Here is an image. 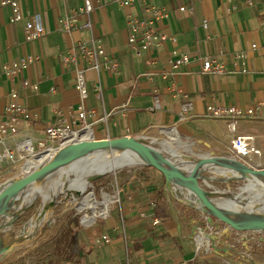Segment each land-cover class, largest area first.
Returning <instances> with one entry per match:
<instances>
[{
    "label": "crops",
    "instance_id": "1",
    "mask_svg": "<svg viewBox=\"0 0 264 264\" xmlns=\"http://www.w3.org/2000/svg\"><path fill=\"white\" fill-rule=\"evenodd\" d=\"M19 5L24 14L41 16L45 35L35 42H26L25 21L10 23V8H0V122L5 119L4 109L12 90L32 114V121L21 125L17 140L30 138L35 144L44 138L45 129L58 115L69 123L76 122L80 100L75 76L86 64H65L64 58L78 45L93 39L119 65L117 74L104 68L98 73H85L88 98L83 105L94 115L88 120L93 140L136 137L156 130L164 133V129L174 128L178 138L185 140L172 143L179 149L184 144L227 150L234 136L240 135L253 138V146L260 151L259 156L250 159L252 170L264 171V110L256 120L236 122L234 132L226 120L206 115L208 105L249 108L264 103V55L260 49L264 46V0H251V5L247 0H130L127 6L115 0L94 1L92 28L87 31L79 28L84 22L76 14L80 0H19ZM152 8L166 16L156 19ZM69 15L75 17L73 28L64 32L59 20ZM132 18L152 20L158 33L169 39L135 56L128 44L127 22ZM253 44L259 48L251 50ZM174 50L189 58L187 64L177 69L170 63ZM238 51L248 54L245 74L233 60ZM27 56L36 57L37 61L18 78L8 80L2 67ZM205 58L223 63L225 72L203 73ZM21 80L28 81L30 87L23 88ZM97 83L101 94L95 91ZM186 103L190 108L181 120V108ZM12 142L13 139H5V147H11ZM173 150L185 161L183 155ZM17 162L2 164L0 186L23 174L22 170L16 174ZM154 172L157 173L147 167L137 170L123 189L128 192L123 195L119 216L109 218L112 222L107 219L109 226L120 219L130 228L145 227L143 233L130 236L127 242L132 254L128 249L125 257L124 252V262L119 264H172L191 260L195 255L197 264H245L231 257L220 260L215 253L199 258L202 250L197 251L194 221H179L176 216L181 209L193 214L197 210L170 202L159 208L153 205L158 198L151 176ZM140 174L149 178L133 186L132 180ZM140 213H146L143 219L139 218ZM155 218L159 220L157 225L152 223ZM23 225L24 222L17 223L14 228ZM88 257L89 252L80 258L79 264H87Z\"/></svg>",
    "mask_w": 264,
    "mask_h": 264
},
{
    "label": "rangeland",
    "instance_id": "2",
    "mask_svg": "<svg viewBox=\"0 0 264 264\" xmlns=\"http://www.w3.org/2000/svg\"><path fill=\"white\" fill-rule=\"evenodd\" d=\"M250 120H256V118H248L244 121ZM140 136H142L140 140L141 142L161 151L164 158H171L172 162L182 167V164L176 158H173L170 153L161 146V143H167L169 141L167 135L156 130L149 131ZM179 139L183 142L185 141L182 138ZM171 148L172 150L176 149L179 154L183 155L184 160L189 167V171H192L194 162L202 160L201 156L203 155H209L214 158L223 157L234 159L246 166V168L252 169L250 166L251 161L239 158L232 152L231 148L220 150L200 148L197 145L187 146L184 144H181V149L175 145ZM124 150L125 149H121L113 153H107L105 159L118 158ZM24 163L25 161L17 162V175L21 172ZM145 167L147 166H124L111 173L95 178L90 182V185L82 194L83 197L92 193L97 201H102L103 195H107L111 198L108 213L105 216H98L93 224H84L82 221L84 218V212L77 210L76 202L73 201L71 194L74 193L75 196H77V200H79L78 197L81 195L74 187L75 185L72 180L74 178L70 176L63 186L60 185L59 188L61 191L54 198V202L47 206L49 207V213L47 214L46 221L39 225L33 233L27 236V238L22 239L20 243L16 244L11 251L0 256V264H79L77 261L80 260L81 257H84L88 252L91 254V257H88V260H86L87 264H119L121 261L124 262V252L125 257H127L128 249L132 254L131 245H129L127 241L132 234L143 233L145 227L138 225L136 228H130L127 223H122L120 219L112 226H109L108 224L110 223L107 219L119 216L118 211L120 205L124 204V200L122 199L124 197L123 195L128 192L126 190L124 193L123 189L127 188V182L130 177L137 170ZM222 172L225 171L211 168L206 172H202L200 175L202 178H197V182L205 191L216 189L228 193L229 191L238 192V188L245 187L246 181L244 179L232 176H229L228 178L223 175ZM151 176L153 180L152 182H155L156 189L159 188L161 184L159 174L154 172ZM60 180L63 182L64 177ZM205 181L208 182L212 188H208L204 183ZM165 186L162 195L152 204L157 205L158 208L161 205H167V202L181 204L171 193L165 190ZM50 187L51 186L48 188ZM254 194L255 192L252 190L243 193L244 196H253ZM42 200L43 198L38 195L34 208H31L29 212L22 216L21 222H24V225L29 216L31 217L33 212L37 211ZM262 200L263 198H260V201ZM144 214L146 215V213ZM162 215L167 217L169 214L162 213ZM138 216L140 219L144 218L140 215ZM176 216L179 221H194L196 227L194 230L195 240L200 233H210V229L212 230V237L209 241L208 247L201 251V256L199 258L204 255L215 253L220 260L231 257L232 259L240 260L245 264H264V229L240 231L229 228L225 233H222V229H224L226 225L214 216H209L210 221L208 226L210 229L207 227L205 219L207 216L199 211H197V214H193L181 209V212L177 213ZM109 221L112 222L111 219H109ZM63 228H70V238L74 242V245H71L65 250L66 256L71 260L70 263L62 261V257H59L55 252L54 242ZM20 229H15L13 227V229L7 234V239L12 238V236ZM10 233L12 234L8 237ZM102 236H106L109 242H102L100 239ZM112 256H116L117 258L112 259Z\"/></svg>",
    "mask_w": 264,
    "mask_h": 264
},
{
    "label": "built area",
    "instance_id": "3",
    "mask_svg": "<svg viewBox=\"0 0 264 264\" xmlns=\"http://www.w3.org/2000/svg\"><path fill=\"white\" fill-rule=\"evenodd\" d=\"M94 1L102 2L104 0H80L81 5L76 14L84 18V22L80 25L82 31L91 30V14L94 9ZM120 5L127 6L130 0H115ZM251 5V0H247ZM9 7L11 10L10 23L25 21L24 23V38L26 42H35L45 35V28L42 18L38 13H26L21 11L19 0H0V8ZM156 19L165 17L166 15L157 9H151ZM184 9L181 8V11ZM75 21L74 15L59 20V24L64 32H70L73 28ZM130 34L128 37V44L133 49L135 56L139 57L142 51H149L157 48L162 43L166 42L169 38L158 33L154 27L152 20H136L130 19L128 22ZM259 46L253 44L251 50L258 49ZM264 55V46L260 48ZM233 60L239 67L241 73H247V60L248 54L246 51H238L234 53ZM37 61L36 57L27 56L20 58L11 64H6L2 67V73L8 80L18 78L23 70H26L30 65ZM85 63V69L76 71V85L75 88L79 95L80 103L76 108V122L69 123L61 115L57 116L56 121L50 124L45 129V136L43 139L38 140L35 144L30 138H23L17 140L16 137L20 133L22 124L30 123L32 121V114L30 110L24 107L18 101V94L15 90L9 93L10 101L4 109L5 119L0 122V168L4 162H19L27 161L35 158L37 155L46 153L48 150L57 151L63 144H72L74 136L79 133L90 131L91 125L88 120L93 118L94 115L91 111H87L83 102L88 98V90L86 87L85 73L91 70L98 73L101 69L118 73V62L109 57L104 48L91 39L88 43H82L72 50V52L64 58V63ZM151 62V61H150ZM147 61L148 64H150ZM189 62L188 56L172 51L171 67L173 69L179 68L183 64ZM225 65L215 59L205 58L202 60V71L206 74H223L225 72ZM23 88H29L30 84L26 80L20 82ZM95 91L101 94L100 84L97 83ZM190 108V104L186 103L181 108V120H184V113ZM264 110V103L259 102L256 106L249 108H239L236 106H217L208 105L206 108V115L210 119H224L231 131H235L236 122L248 118L259 117V112ZM13 139L12 145H4L5 139ZM253 138L235 135L231 141V149L233 153L239 158L250 160L253 156H259L260 151L257 150L252 144ZM143 217L144 213H140ZM97 218V217H96ZM96 218L90 224L95 223ZM153 225L159 224V220L155 218ZM101 241L108 243L109 240L106 236H102ZM100 241V240H99ZM197 255L191 260H182L172 264H197L195 261ZM123 264H128L125 262Z\"/></svg>",
    "mask_w": 264,
    "mask_h": 264
},
{
    "label": "water",
    "instance_id": "4",
    "mask_svg": "<svg viewBox=\"0 0 264 264\" xmlns=\"http://www.w3.org/2000/svg\"><path fill=\"white\" fill-rule=\"evenodd\" d=\"M171 130L175 131L174 128L164 129V131ZM141 138L142 136H136L99 141L91 138L85 142H73L68 146L71 152L66 158L45 160L33 164L20 177L15 180L11 179L0 186V256L8 253L22 239L27 238L33 227H38L46 221V207L52 204L54 200L47 202L43 199L37 211L26 224L12 238L7 239V234L16 223L21 222L23 214L34 208L39 195L36 190L38 185L49 179L62 176L64 171L71 175L79 173L91 180L98 178L99 175L91 176L93 170L90 167H97L98 169L95 170L97 172L104 167L107 153L121 149L125 150L121 158L116 161L115 168L143 165L162 173L165 176L166 186L169 181L173 183V188L178 195V199H175L178 202L207 216L205 219L209 229V216L216 217L226 225L222 229V233H225L229 228L240 231L264 229V193L258 190V187L262 186L258 177H264V171L247 168L244 174L233 175L232 177L246 181L245 187L238 188V192L229 191V193H225L216 189L205 191L197 182V178H202L201 174L194 175L195 171H189V167L167 143H161V146L182 164L181 169L165 170L163 168L164 163L173 164L174 162L171 158H164L161 151L141 142ZM81 152L85 154L83 155ZM137 153L142 156L143 162ZM156 154L160 155L159 160L156 158ZM39 156L37 155L35 158ZM202 162L203 160L194 162V164L201 165ZM86 164L89 166L86 167ZM205 169L203 172L208 171L207 168ZM255 174L257 176H254ZM204 183L208 188H212L208 182L205 181ZM250 190L255 192L253 196L243 195L244 192ZM260 198L263 200L260 201ZM231 215H242L246 218L243 220L234 219Z\"/></svg>",
    "mask_w": 264,
    "mask_h": 264
},
{
    "label": "bare ground",
    "instance_id": "5",
    "mask_svg": "<svg viewBox=\"0 0 264 264\" xmlns=\"http://www.w3.org/2000/svg\"><path fill=\"white\" fill-rule=\"evenodd\" d=\"M164 133H166V135L170 138V140L167 142L168 146L171 147L173 145L172 143L179 142L178 134L175 131L173 130L164 131ZM73 138L75 142H85V141L91 140L92 134L90 131L82 132V133L77 134ZM68 146H69L68 144H63L57 151L48 150L46 153L40 155L37 158H32L30 160H27L24 163L22 171L24 172L31 165L41 163L45 160H62L66 158L71 152L70 147ZM122 148H125V147H122ZM123 153L124 151L118 156V158L106 159L104 167L102 169H99L97 172H95V170H97L98 168L91 166L90 169L93 170L91 176L93 177L97 175L102 176V175L115 171L117 169L114 167L116 164V161H118L121 158ZM82 154L84 155L85 153H82ZM137 154H138L139 159L142 160L143 162L144 159L142 158V156L139 153ZM156 158L159 160L160 155L156 154ZM202 160L203 162L201 163V165H198V163H195L192 166V171L193 172L195 171L194 175L201 174L204 170H206L205 168H207V170L211 168H215L217 170L218 169H221L222 171L224 170L225 172H222V174L229 178V176L244 174L247 169L246 166L230 158H223V157L214 158L209 155H203ZM87 166H89V164H86V167ZM163 168L165 170H172L175 168L181 169L182 167H180L176 163H173V164L164 163ZM70 176L74 178L72 179L75 185L74 187L78 190L79 194L81 195L80 197H78L79 200H77V196H75L74 193L71 194V196L73 197V201L76 202L77 210L80 212H84V218L82 220L83 223L90 224L94 221L96 217L105 216L108 213L109 204L111 203V198H109L107 195H103V200L97 201L92 193L83 197L82 194L85 192V190L90 185V182L92 180L88 177L81 176L78 173L71 175L67 171H64V174L62 176L49 179L43 182L42 185H39L36 189L37 193L47 202L54 200L56 195L61 191V189L59 188L60 185L63 186V184L68 181ZM254 176H257V175L255 174ZM63 177H64V181L62 182L60 179ZM258 178L262 184L261 187H258V190L261 193L262 192L264 193V177H258ZM49 186L51 187L48 188ZM58 188L59 190L57 191ZM165 190L171 193L174 198L178 199V195L176 194L173 188V183L171 181L168 182ZM48 213H49V207H46V214ZM231 217H233L234 219H241V220L246 218L242 215H231ZM35 228L37 227L36 226L33 227L31 229L32 231H30L29 234L32 233L35 230ZM211 236H212L211 229H210V233H200L197 236V239H196L197 251L205 250L208 247Z\"/></svg>",
    "mask_w": 264,
    "mask_h": 264
},
{
    "label": "trees",
    "instance_id": "6",
    "mask_svg": "<svg viewBox=\"0 0 264 264\" xmlns=\"http://www.w3.org/2000/svg\"><path fill=\"white\" fill-rule=\"evenodd\" d=\"M147 168L155 170L154 168L149 167V166H147ZM155 171H157V170H155ZM157 173L160 176V183L161 184H160L159 188L156 189V191H157L156 195L158 197H160L162 195V193H163V188L165 186V176L162 173L158 172V171H157ZM147 178H149V175L143 176V175L140 174V175L136 176L135 179L132 180V184H133V186L135 184L139 185L140 183H143ZM121 207H122V205H120V210H122ZM70 235H71L70 228H63L60 231L59 235L57 236V239L54 242L56 254L59 257H62V259H61L62 261L68 262V263H70L71 260L69 259L68 256H66V251L65 250L68 247H70L71 245H74V242L71 240ZM77 263H80V260H78Z\"/></svg>",
    "mask_w": 264,
    "mask_h": 264
}]
</instances>
